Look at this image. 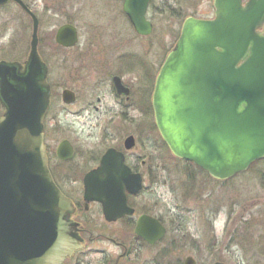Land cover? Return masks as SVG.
<instances>
[{
  "label": "water",
  "instance_id": "95a60500",
  "mask_svg": "<svg viewBox=\"0 0 264 264\" xmlns=\"http://www.w3.org/2000/svg\"><path fill=\"white\" fill-rule=\"evenodd\" d=\"M32 20L24 61L0 60V264H61L80 246L72 204L55 186L45 155L43 121L51 99L48 67L38 52L39 21ZM150 0H123L122 10L139 35H149ZM211 18L187 17L156 77L152 104L157 129L169 149L216 179H227L264 157V0H213ZM71 23L55 30L68 48L78 42ZM64 90L63 100L73 101ZM129 137L126 142H129ZM59 156H70L66 142ZM110 149L84 177V197L102 203L109 221L133 210L126 193L141 187L139 175ZM107 190V191H106ZM110 193L103 197L102 193ZM142 216L136 233L153 244L165 234ZM187 256L183 264H195ZM212 264H224L215 261Z\"/></svg>",
  "mask_w": 264,
  "mask_h": 264
},
{
  "label": "rangeland",
  "instance_id": "374dc122",
  "mask_svg": "<svg viewBox=\"0 0 264 264\" xmlns=\"http://www.w3.org/2000/svg\"><path fill=\"white\" fill-rule=\"evenodd\" d=\"M23 1L39 21L38 52L48 65L50 83L56 86L53 93H60V84L71 87L75 80L87 78L86 85L79 82V103L63 106L55 96L46 122L51 128L48 136L55 142L70 138L79 148L86 146L91 151L97 148V144L100 148L99 142L105 134H102L98 122L103 112L81 109V101L90 93L88 80L97 76L96 70H92L96 65L89 63L92 60L115 63L117 56L124 59L132 56L149 62L153 67L152 74L156 73L164 55L176 42L181 23L189 16L211 18L214 12L213 0H152L147 16L153 23V31L141 38L122 12V0ZM63 23H72L78 30V43L69 49L58 47L54 41L55 30ZM31 31L32 20L18 4L1 5L0 60H25ZM116 63L118 69L115 65L113 69L125 73V67ZM134 68L124 77L133 80L143 76L137 70L139 67ZM102 73L107 74L108 69ZM105 99L109 101V98ZM60 104L65 108L62 109ZM2 110L0 106V115ZM80 111L81 115H75ZM139 117V136L155 138V153L162 158L159 168H167L156 175L157 183L152 187V212L165 218L169 216L165 214L166 210L174 216L166 224L165 240L151 249L134 251L126 264H183L188 255L196 260V264H212L213 261L264 264V162L260 160L228 179L215 180L199 171L197 175L191 172L190 178L191 165L179 161L162 148L158 130L147 129L152 116ZM116 122L121 125L120 121ZM120 128L128 127L123 124ZM108 229L117 242L129 250L134 248L133 234L128 226L119 223L108 226ZM88 246L91 251H85V263L89 264H100L101 256L95 249L105 250L112 259L111 264L122 252L120 246L102 238Z\"/></svg>",
  "mask_w": 264,
  "mask_h": 264
},
{
  "label": "flooded vegetation",
  "instance_id": "af4514ba",
  "mask_svg": "<svg viewBox=\"0 0 264 264\" xmlns=\"http://www.w3.org/2000/svg\"><path fill=\"white\" fill-rule=\"evenodd\" d=\"M151 2L152 0L149 2L145 15L149 21L151 20L147 15L150 10ZM137 35L141 38L146 37L139 34ZM60 48L69 49L71 47ZM165 55H167V53ZM165 55L162 62L158 66L157 72L155 73L154 71L153 74V67H151L149 62H145L141 59L137 60L131 58L132 56L126 57L125 59L124 57L117 56L114 58L115 63L108 62L106 60L104 61L105 63H102L103 61L95 62L94 60L89 63V65H96L92 70H96L97 76H91L88 80L90 93L86 99L81 101L83 103L81 109L83 111L91 108L94 112H103V116L98 122L100 127H102V134H105V136H103L102 140L99 142L100 148L97 144V148L92 151L91 148H86V146H81L82 148H79V146H77L78 144L72 141L70 138H62L55 142L48 136L51 128L46 126V122L49 113H51V110L53 109L52 102L55 96L60 99V103L64 104L63 106L79 103L80 100L78 98L79 96L77 90L79 87V82L82 81L81 79H79V81L75 80V85H72L71 87L66 84H60L58 85L61 87L60 93H53V89L56 86L53 83H50L48 68V81L50 83V93H52V96L49 109L42 123L44 126L43 135L46 152L45 155L47 156V165L51 174L50 176H52L53 181L56 184L55 186H57L61 192L71 201L72 209L69 211L67 218L76 224V234L81 240L79 248L75 250L71 256L65 257L62 264H89L85 263V256H87L85 251H91L88 250V245L100 238L110 241L114 245L120 246L122 248V252L120 255L115 257L113 264H122V262L123 264H126L130 258V254L134 253V251L136 253L140 249H151L163 242L166 238L168 231L167 225L171 222L173 219H171V217L174 215L170 214V212L166 213L165 210V214H168L169 216L164 218L160 214L157 215L156 213L152 212L154 209V202L151 201L154 198L152 187L157 183L156 175L160 174V172L162 174L167 168H159L162 158L160 154L155 153V138H141L139 136V131L137 130L140 128L139 115H148L149 117L152 116L153 119L151 122H149V128L147 129L150 130L153 127L151 129L152 132L157 130L155 129L157 126L154 119L155 114L152 104V96L156 77L166 57ZM127 58H131L130 61H127ZM106 62L109 65H107ZM116 62H119L122 67H125V73L121 72L120 70H116L118 69ZM113 65H115L117 68L113 69ZM90 67L92 68V66ZM134 67H139L137 70L142 72L141 74H143V76L135 77L133 80L125 78L124 75L130 73L132 70H135ZM106 69H108V73H102V71ZM87 76H89V74H87ZM85 80H87L86 77L82 82H84L86 85L87 83H85ZM64 90H69L74 95V99L70 103H67L63 100ZM105 97L109 98V101H107ZM63 106L60 104L62 109L65 108ZM82 111L77 113V110V114L75 115H81ZM116 121L121 122L120 126L126 124L128 128H120V126L116 124ZM115 127L118 128L116 129L118 132L114 129ZM145 127H147V124ZM129 137L131 140L126 142ZM159 141L163 146L162 148L165 151L167 150L171 156L178 159L179 161H186L175 156L161 136H159ZM63 142H66L70 150V156L66 155L67 157L64 158L58 155L59 146ZM110 149L114 150V152L121 153L123 156L122 162L127 167L129 172L133 175H139L141 178V187L137 192H125L127 206L133 211L130 214H124L111 221L105 218L103 214L102 203L100 201H87L83 195L85 192L83 181L84 177L87 175V173L96 169L100 165L99 162H101L104 153ZM262 161L264 162V158ZM159 169L161 171H159ZM102 194L103 197L106 198L111 195L110 193L105 192ZM142 216L155 218L165 227L164 236L153 244L149 243L146 239L136 233V227L140 217ZM119 223L121 225L128 226V229L132 231L131 234H133L135 249L133 248L129 250L126 245L117 242L115 238L112 237L113 233L110 232L108 226L114 224L117 225ZM95 251L101 256L99 261L100 264H111L112 259L105 252V250L95 249Z\"/></svg>",
  "mask_w": 264,
  "mask_h": 264
},
{
  "label": "trees",
  "instance_id": "16d2710c",
  "mask_svg": "<svg viewBox=\"0 0 264 264\" xmlns=\"http://www.w3.org/2000/svg\"><path fill=\"white\" fill-rule=\"evenodd\" d=\"M58 47H60V46H58ZM260 160H258V161H256V162H254L253 164H251L250 166H252V165H254L255 163H257V162H259ZM186 164H188V165H191V167H192V169L191 170H189L188 171V173H189V177L191 178V172H194L195 173V175H197V173H198V171H199V173H203V174H206L204 171H202L200 168H198V167H196L193 163H191V162H189V161H184ZM207 175V174H206ZM208 176V175H207ZM210 177V176H209Z\"/></svg>",
  "mask_w": 264,
  "mask_h": 264
}]
</instances>
